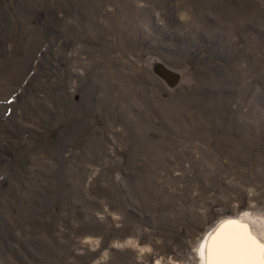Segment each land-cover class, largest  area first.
I'll return each instance as SVG.
<instances>
[{"label":"rangeland","instance_id":"1","mask_svg":"<svg viewBox=\"0 0 264 264\" xmlns=\"http://www.w3.org/2000/svg\"><path fill=\"white\" fill-rule=\"evenodd\" d=\"M220 221L264 246V0H0V264H199Z\"/></svg>","mask_w":264,"mask_h":264},{"label":"snow or ice","instance_id":"2","mask_svg":"<svg viewBox=\"0 0 264 264\" xmlns=\"http://www.w3.org/2000/svg\"><path fill=\"white\" fill-rule=\"evenodd\" d=\"M239 231L233 233L224 242L216 240L209 243L208 264H264V246L247 234V227L234 225Z\"/></svg>","mask_w":264,"mask_h":264},{"label":"bare ground","instance_id":"3","mask_svg":"<svg viewBox=\"0 0 264 264\" xmlns=\"http://www.w3.org/2000/svg\"><path fill=\"white\" fill-rule=\"evenodd\" d=\"M244 217V216H243ZM247 217V216H246ZM242 218V217H241ZM245 218V217H244ZM243 219V218H242ZM246 219V218H245ZM243 219V220H245ZM249 219V218H248ZM232 221V220H231ZM241 221V220H240ZM235 222V221H234ZM233 223V222H232ZM234 225H227L226 222L220 221L215 226H213L200 240L196 247V259L199 260V264H208L207 258V250L209 243L212 242L215 238L216 243L224 242L228 237H230L233 233L239 231L238 229L234 228ZM218 234V235H217ZM218 236V237H217ZM217 237V238H216ZM258 243V239L254 238ZM264 240V239H263ZM262 242V241H261ZM261 245V243H259ZM262 246V245H261Z\"/></svg>","mask_w":264,"mask_h":264}]
</instances>
